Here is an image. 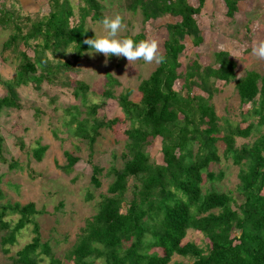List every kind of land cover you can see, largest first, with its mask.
<instances>
[{
    "label": "trees",
    "instance_id": "trees-1",
    "mask_svg": "<svg viewBox=\"0 0 264 264\" xmlns=\"http://www.w3.org/2000/svg\"><path fill=\"white\" fill-rule=\"evenodd\" d=\"M79 17L73 21L69 0H50L49 11L42 17L0 10V24H11L14 30L4 41L3 48L23 44L33 55L20 50L16 75L10 80L0 76L5 94L0 95V112L4 108H20L18 87L33 83L40 88L42 82L71 86L68 72L79 64L87 51L83 43L93 32L86 28L87 17H103L99 0H81ZM241 0H224L226 14L234 17ZM205 0H126V8L139 10L143 22L164 15L179 17L165 24L167 37L163 42L165 56L137 86L138 101L131 99L132 90L126 88L115 95L119 81L106 72L103 97L114 98L120 106L127 128L124 131L123 164L112 165L106 172L111 176L106 191L99 194L96 211L85 220L73 244L64 252L63 259L70 264H169L174 254L188 258V264H264V133L252 142L236 145V137L248 138L264 123V75L249 69L237 76L236 58L227 50L214 53V63L202 65L192 59L179 70V55L185 48L184 40L192 44L203 42L197 15ZM2 8V7H1ZM21 20L20 22H14ZM14 22V24H13ZM11 23V24H10ZM131 36L145 39L140 32ZM72 46L73 60H60ZM52 56V57H51ZM177 79L180 89H175ZM215 80L234 82L241 105L249 104L243 113L245 126L220 122L211 98L217 91ZM196 86L205 95L193 94ZM89 86L75 80L72 92L80 99L68 107L66 123L73 124L74 136L85 139L92 149L99 129L116 124L111 119L97 117L100 103L87 104ZM250 118H256V122ZM160 137L162 163L151 160L147 151L150 142ZM224 144L222 156L238 166L239 182L236 193L240 201L229 192L207 186L223 178L215 174L211 164H218L221 155L218 142ZM4 138L0 135V162H8L14 169L17 161L8 160L3 151ZM23 144V143H22ZM48 146L39 143L32 155L41 160ZM66 164L63 170L70 173L79 157L64 151ZM103 168L92 164L90 182L101 186ZM0 175V243L5 253L7 245H14L17 236L32 224L33 236L29 242L11 256L12 264H42L44 257L50 264H62L50 243L43 241L36 214L43 211L34 202L3 201ZM94 198L88 191L86 200ZM16 214L17 219H6ZM189 229L200 232L207 243L184 239ZM171 264H181L173 262Z\"/></svg>",
    "mask_w": 264,
    "mask_h": 264
},
{
    "label": "rangeland",
    "instance_id": "rangeland-1",
    "mask_svg": "<svg viewBox=\"0 0 264 264\" xmlns=\"http://www.w3.org/2000/svg\"><path fill=\"white\" fill-rule=\"evenodd\" d=\"M73 9L72 22L79 17L81 0H69ZM102 4L104 16H112L119 13L126 26L120 35H135L142 32L146 38H155L158 42V50L164 52L163 42L167 37L165 24L178 21L179 17L164 15L157 19L143 22L139 10L132 11L126 8V0H99ZM40 8L31 13L32 17H42L49 11L50 0H35ZM196 4V0H189ZM234 17H228L224 0H205L204 6L197 15V21L203 36V42L194 46L190 37L184 40L185 48L179 55L181 67L192 59H198L202 65L214 63V53L218 50H227L236 58L237 76H241L246 70L253 69L264 75V59L252 54L254 42L264 39V0H241ZM4 12V11H3ZM33 12V11H32ZM19 17L20 10L15 11ZM21 20H16L20 22ZM99 20H91L87 17L85 26L93 34H103ZM13 22V24H14ZM11 24V23H10ZM14 30L13 25L3 26L0 24V76L4 80H10L16 75L19 62L20 50H24L32 56L30 47L23 44L12 45L3 48L10 33ZM73 48L70 46L65 55L56 59L73 60ZM52 57V56H51ZM104 56L95 53L92 56L87 51L79 58V64L68 72L71 86L50 84L42 82L40 88L33 83L18 87L20 108H4L0 112V135L4 138V156L10 161L15 160L18 166L14 169L8 167V162H0V175H2L1 189L4 193L3 201L34 202L37 209L43 212L36 214L34 219L40 227L43 241H48L56 257L61 258L62 264H70L63 259L64 252L73 244L85 220L96 211L99 194L106 191L111 181V176L106 172L110 166H122L124 134L127 122L117 100L103 97L101 92L105 88L106 72L111 73L118 81L114 87L115 95L126 88L132 90L131 99L138 101L140 94L137 86L141 79L146 78L158 65L155 62L145 63L142 60L129 62L126 58L112 56L108 63H104ZM75 80H82L89 86L87 104L100 103L97 117L111 119L117 117L119 121L110 128H101L96 136L93 148L89 147L87 140L74 136L71 128L73 124H67L69 118L67 109L69 106L78 104L80 109L85 106L80 104V99L75 98L72 86ZM217 91L211 98L220 122L228 120L231 123H240L245 126L248 121L243 120V112L249 109V104L241 105L234 82L224 83L215 80ZM175 89H180L181 80L177 79ZM193 94H206L196 86L192 87ZM5 94V89L0 85V95ZM256 122V118H250ZM264 133V123L255 129L248 138L236 137V145L252 142L257 136ZM23 143V144H22ZM48 146L41 160H36L32 150L39 144ZM224 144L218 142L221 155L218 164H211L215 174L223 172V178L213 183L206 182L209 188L229 192L240 201L236 193L239 182L237 173L238 166L233 164L230 158L222 156ZM64 151H69L79 157L74 164L73 170L67 173L62 166L66 164ZM151 160L162 163L161 140L154 138L147 146ZM92 164L103 168L101 186L95 188L90 182ZM93 193L94 198L86 200L87 192ZM6 219H17L16 214H10ZM2 231L0 230V237ZM33 236L32 224L27 225L17 236L14 245H7L9 252L5 253L0 243V264H12L11 256ZM196 241L203 246L207 239L198 231L189 229L184 239ZM180 262L188 264V258L174 254L171 263ZM42 264H50L49 259L44 257ZM94 264H103L96 260Z\"/></svg>",
    "mask_w": 264,
    "mask_h": 264
},
{
    "label": "clouds",
    "instance_id": "clouds-1",
    "mask_svg": "<svg viewBox=\"0 0 264 264\" xmlns=\"http://www.w3.org/2000/svg\"><path fill=\"white\" fill-rule=\"evenodd\" d=\"M98 23L102 26L103 34H93L83 40V43L88 46L87 54L89 56L95 53L103 54L105 64L108 63L109 58L112 56L126 58L129 64L138 60L157 64L164 62L165 56L159 52L158 42L155 38L137 41L131 36L120 35L126 26L119 13L112 16H104ZM252 54L264 59V39L254 42Z\"/></svg>",
    "mask_w": 264,
    "mask_h": 264
},
{
    "label": "crops",
    "instance_id": "crops-1",
    "mask_svg": "<svg viewBox=\"0 0 264 264\" xmlns=\"http://www.w3.org/2000/svg\"><path fill=\"white\" fill-rule=\"evenodd\" d=\"M35 0H2V9L9 12L20 10L21 14L31 15L39 10L40 5H37ZM33 11V12H32Z\"/></svg>",
    "mask_w": 264,
    "mask_h": 264
},
{
    "label": "built area",
    "instance_id": "built-area-1",
    "mask_svg": "<svg viewBox=\"0 0 264 264\" xmlns=\"http://www.w3.org/2000/svg\"><path fill=\"white\" fill-rule=\"evenodd\" d=\"M1 4H2V0H0V10L2 9V8H1V7H2Z\"/></svg>",
    "mask_w": 264,
    "mask_h": 264
}]
</instances>
